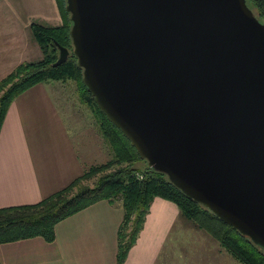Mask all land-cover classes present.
Instances as JSON below:
<instances>
[{
    "label": "water",
    "instance_id": "water-1",
    "mask_svg": "<svg viewBox=\"0 0 264 264\" xmlns=\"http://www.w3.org/2000/svg\"><path fill=\"white\" fill-rule=\"evenodd\" d=\"M72 53L150 167L264 249V23L247 0H67ZM55 67L71 51L58 45Z\"/></svg>",
    "mask_w": 264,
    "mask_h": 264
},
{
    "label": "crops",
    "instance_id": "crops-1",
    "mask_svg": "<svg viewBox=\"0 0 264 264\" xmlns=\"http://www.w3.org/2000/svg\"><path fill=\"white\" fill-rule=\"evenodd\" d=\"M33 23L62 25L57 0H0V80L22 63L43 59ZM63 84L38 83L9 105L0 128V208L38 203L110 159L97 122L70 127L58 95ZM124 214L121 200L98 201L59 222L52 242L0 243V264H119ZM209 235L175 202L157 196L122 264H176L182 250L184 264H244Z\"/></svg>",
    "mask_w": 264,
    "mask_h": 264
},
{
    "label": "trees",
    "instance_id": "trees-1",
    "mask_svg": "<svg viewBox=\"0 0 264 264\" xmlns=\"http://www.w3.org/2000/svg\"><path fill=\"white\" fill-rule=\"evenodd\" d=\"M63 24L44 26L32 24V31L41 45L44 57L25 62L0 80V128L13 100L32 86L49 80H73L82 103L95 114L99 129L107 141L110 159L93 165L61 190L38 203L0 208V243L42 237L56 239V225L65 218L101 200H121L124 219L119 228L118 261L122 264L143 229L152 201L159 196L173 201L182 214L206 231L235 258L244 264H264V249L248 236L223 222L208 207L188 197L166 174L149 166L120 128L100 110L94 96L84 84L83 68L72 53L70 34L73 22L67 11V0H57ZM248 6L264 23V0H247ZM58 45L71 51L69 59L55 67L59 58ZM144 162L145 166L137 163Z\"/></svg>",
    "mask_w": 264,
    "mask_h": 264
},
{
    "label": "rangeland",
    "instance_id": "rangeland-1",
    "mask_svg": "<svg viewBox=\"0 0 264 264\" xmlns=\"http://www.w3.org/2000/svg\"><path fill=\"white\" fill-rule=\"evenodd\" d=\"M63 83L65 84H63V87L61 85L62 89L59 90L58 95L60 97L59 100L61 101L62 111L64 112L65 117H67L70 127H73L74 129L81 125L87 127L90 126L89 124L93 123V121L97 122V118L93 111L86 104L81 102L76 83L73 80H68L67 82ZM137 165L145 166V163L139 162ZM184 260L185 251L182 250L180 261L177 260L176 264H184Z\"/></svg>",
    "mask_w": 264,
    "mask_h": 264
}]
</instances>
